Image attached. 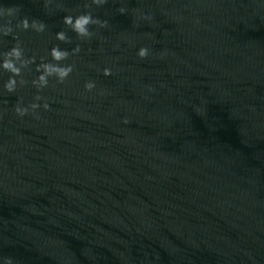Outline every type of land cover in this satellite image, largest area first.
<instances>
[{
    "label": "water",
    "instance_id": "obj_1",
    "mask_svg": "<svg viewBox=\"0 0 264 264\" xmlns=\"http://www.w3.org/2000/svg\"><path fill=\"white\" fill-rule=\"evenodd\" d=\"M0 8L18 10L0 18L13 30L0 36V55L19 44L35 61L14 93L0 70V258L264 264V0H0ZM84 13L106 26L77 36L64 17ZM24 18L47 28L25 31ZM55 46L79 47L62 62L73 72L37 88L36 69L54 63Z\"/></svg>",
    "mask_w": 264,
    "mask_h": 264
},
{
    "label": "clouds",
    "instance_id": "obj_2",
    "mask_svg": "<svg viewBox=\"0 0 264 264\" xmlns=\"http://www.w3.org/2000/svg\"><path fill=\"white\" fill-rule=\"evenodd\" d=\"M108 0H92V3L97 6H102L106 4ZM17 9L15 8H0V18L5 16L12 17L17 13ZM125 9L121 8L120 12L125 13ZM64 24L71 29L73 32L77 34V36L82 38H89L92 33L90 31L91 25H99L100 27H105L107 22L101 21L99 19L93 18L91 13H84L77 16L67 15L64 17ZM18 27H21L23 30H33L37 33H43L47 26L38 20H32L31 22L24 18L20 21ZM12 28L0 25V36H8L12 34ZM56 39L61 42H67L68 37L64 31H60L56 33ZM79 47L73 50L72 53H69L66 50H62L59 46H55L50 50V56L54 63H44L42 62L36 69L40 75L37 79L33 80V85L37 88H45L48 86L49 78L55 77L59 82L63 83L73 72L72 65H63L62 62L67 60L70 55H75L79 53ZM137 55L141 59H145L149 56V49L142 47L139 49ZM35 63L34 59H25L24 51L19 44H16L9 51L0 55V70L4 72L10 73L9 79L4 83L3 90L7 93H14L17 89L18 81L16 77L21 75L22 69L27 68L30 64ZM103 75L108 77L111 76V70L105 68L103 70ZM20 84L25 83L23 80L19 81ZM85 89L91 92L95 87V83L93 81H88L85 84ZM37 100L40 99L39 96L36 97ZM38 104H32L31 108H38ZM49 105L44 104V108L48 109ZM17 115L23 117L27 115L28 109L17 105L15 108ZM125 124L128 123L127 120L124 121ZM0 264H14V261L10 258H0Z\"/></svg>",
    "mask_w": 264,
    "mask_h": 264
}]
</instances>
